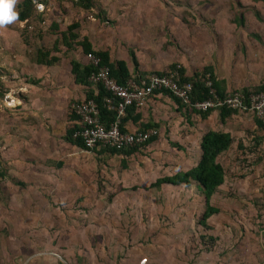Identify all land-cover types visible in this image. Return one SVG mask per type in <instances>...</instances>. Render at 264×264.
Wrapping results in <instances>:
<instances>
[{"label":"rangeland","instance_id":"1","mask_svg":"<svg viewBox=\"0 0 264 264\" xmlns=\"http://www.w3.org/2000/svg\"><path fill=\"white\" fill-rule=\"evenodd\" d=\"M78 6L58 21L63 28L70 21L83 26L73 30V45L88 36V17L97 26L94 33L106 26L115 37L118 14L86 13ZM53 24L54 17L41 29L38 23L25 29L17 22L0 29V61L8 58L14 65L17 55L30 68L34 42L47 40L48 51L61 45V37L52 35ZM136 33L148 44L136 46ZM124 35L129 39L123 49L129 55L149 50L141 56L152 69L160 66L159 73L177 65L183 76L212 79L214 66L246 84L240 89L264 86V0H123ZM18 65L17 84L27 74ZM5 67L0 68V264H264V141L253 146L246 141L239 152L222 153L226 181L210 198L218 212L206 228L197 223L204 205L193 187L149 189L136 178L137 188L123 189L120 205V199L112 202L117 187L106 177L109 170L94 169L93 156L68 155L65 142L61 166L44 155L48 144L39 141L45 136L39 112L8 118L12 111L3 105L10 99L5 102L3 92L26 91L25 85L5 87L15 85ZM71 102L64 104L65 113ZM45 129L50 136V127ZM249 129L243 128V137ZM125 180L123 188H129L132 180Z\"/></svg>","mask_w":264,"mask_h":264},{"label":"crops","instance_id":"2","mask_svg":"<svg viewBox=\"0 0 264 264\" xmlns=\"http://www.w3.org/2000/svg\"><path fill=\"white\" fill-rule=\"evenodd\" d=\"M23 1L25 0H19V3L16 6L18 13L22 8ZM87 1L88 0H82L80 2V0H77L63 3L59 0H45V12L37 13L33 10L27 17L21 20L18 19L17 24L19 26L22 25V28L32 29L33 25L38 23V27L41 29L46 27L45 24L48 19L54 17V20L57 22V25L55 24L57 28H55L54 24L51 25L50 28L54 31L56 36L54 34L52 35L54 38H60L61 34L57 35L56 32H64L65 35L66 27L71 23H76V21L65 23V28H63L58 21L62 16L64 17L68 13L67 11L72 12V9L74 11L75 8L72 7H77L80 3L84 7V10L87 11L86 13L98 10V12L103 13V15L104 12L109 15L118 14L117 17H115L114 22L116 23L115 28L117 27L119 31L114 35L115 37L108 36L106 26L102 27L104 30L100 27L99 32L94 33V28L97 26L93 23V18L88 17L90 20L87 23L89 34H87L88 36L86 37V40L89 44L90 51H106L109 61H124L129 77L137 78L136 76L140 74L147 76L149 72H157L161 70L160 66H155L154 69H152L154 64L146 62L144 59L145 57L141 56L143 51L146 53L148 51L149 53V50L142 49L136 50V52L135 50L133 51L134 60L136 62V67H133L128 51L123 49V42L126 43L129 39L128 35L123 36V0H96L97 2H95L97 5L95 6L90 5V3L88 4ZM108 2H110V4H108ZM58 5L61 6V9L58 8ZM78 7L82 9L80 6ZM76 24L77 25L71 30V32L77 27L82 29V25L78 23ZM135 37L136 38L133 39V42L136 46L148 44V42L144 40L142 41L137 33ZM67 41L70 42L69 47H66L62 43L63 41L61 37V42L59 40L61 45H59V47L56 46L54 51H48L50 48H47L45 45L47 44V40H43L41 43L34 42L35 54L30 68L28 63L21 61V59L19 60L17 55H15L16 60H14V65L13 62L12 64L9 62L8 58H1L0 68L4 69V65L6 66L5 68H7V71L4 70L5 73L9 76H13L11 77L13 79H10L11 82L15 81L18 72H21L16 70L19 67L18 63H20L26 70L24 74L27 73L25 77L22 75L23 73H20L25 82L17 84L15 81L14 86H11L10 83H4L7 85L5 87L10 88L11 90V87L19 88L18 86L25 85V91H30L29 95H26L25 92L19 93L15 96L14 93H6L8 91V89H6L5 92H3L4 99L5 102H7V99H10V104L3 105V110L12 111L10 112L11 114L9 113L10 116H8V118L15 115V119L21 118L23 111L25 115L31 113L29 116H32V118L34 116L37 117L36 113L39 112L40 118L42 119L41 126L45 128L50 127L51 129L50 136L47 135L45 128L44 131H40L44 133L45 136H43L44 140L41 138L39 141H43L42 144H48L47 150L43 149L44 155L51 156L49 160L52 162L54 161L53 164L56 167H58L57 162L62 164L59 152L62 151L65 143L70 145V148L63 151L67 152L68 155L82 153L93 156L94 169H96L97 166L100 167L101 170L108 169L109 174L107 173L106 177L109 178V183L114 182L116 184L117 189L113 192L115 193L113 195L116 199L112 202L120 199L122 202H119V204L123 205V189H127L126 191H133L137 188L133 183H136L138 180L140 182L139 184H142L143 187L152 183L158 177L171 175L175 172H183L191 168L199 157V141L201 135L206 131L227 133L231 138L228 148L221 152L217 157V161L224 171L225 167L220 159L222 153L228 151L230 148L232 149L231 152H239L243 145H245L244 143L246 141L252 146L253 143H257V141H264V131L262 127L258 125L260 122L250 113L236 111L222 118L219 115L218 109H211L206 115L201 116L198 111L191 110L189 107L176 102L175 99L169 96L166 92H158L145 99L139 107H127L120 122V129L122 131H153L154 133L148 138V141L142 143V145H138L136 150H133L130 153H110L99 150H93L92 152L82 151L80 148L63 139L65 129L73 123L76 124V118L69 119L68 113H65L64 104H68V102L71 101L84 100L86 91L88 89L94 90V87L91 86L88 81L87 84L74 82L73 75L70 72V61H76L83 65L86 63V60L81 45H73L69 38H67ZM38 51H41L43 55H46L47 59L55 57L56 60L50 65L37 63L36 56ZM47 51L50 53L48 54ZM152 61L154 60L152 59ZM213 67H209L210 72L213 74L216 88L222 94L231 90H241L238 86L244 87L246 85L236 81L234 78H228L223 73L217 72L216 70L214 71ZM184 76L191 77L188 74L186 75V73ZM47 80H50V82ZM37 85H40V87ZM44 85L46 86L42 87ZM109 121L102 120L101 122L107 124ZM7 123L9 124L10 122ZM12 124L14 123H10L9 125ZM245 127H250L247 131L249 136L243 137L242 130ZM57 140L60 141L59 144H57ZM193 155H195L194 159L192 158ZM160 167H163L164 169L160 170ZM125 179L132 180L129 181L127 185V187L130 186L129 188H123V185L127 182ZM225 181L224 174L222 183ZM61 186H63V184H61ZM171 187L172 189L176 187L177 189H183L185 187H193L195 189L193 184L186 186L160 184L158 187H149V189L160 190L161 188L170 189ZM59 193L60 192H58V194ZM113 207V204L110 205L111 211H113Z\"/></svg>","mask_w":264,"mask_h":264},{"label":"built area","instance_id":"3","mask_svg":"<svg viewBox=\"0 0 264 264\" xmlns=\"http://www.w3.org/2000/svg\"><path fill=\"white\" fill-rule=\"evenodd\" d=\"M33 10L43 13L46 10L45 0H29ZM60 2H73L77 0H59ZM86 63L93 68L87 76V81L93 87L99 84L107 93L101 98V104L111 112V120L104 124L98 114V107L92 98L73 101L69 111L75 115L76 124L79 125L72 133L78 137L84 152H92L101 148H120L145 142L154 132L133 131L120 129L121 118L127 107H139L142 102L158 92H166L177 99L181 104L195 111H206L226 107L243 113H250L264 127V86L260 90H248L245 94L241 90H231L221 95L217 94L212 80L208 75L202 79L207 97L202 100L191 101L192 85L190 81H181L177 65L162 73H148L147 76L129 77L123 84H119L109 75V69L101 64L100 58L93 52L84 53Z\"/></svg>","mask_w":264,"mask_h":264},{"label":"trees","instance_id":"4","mask_svg":"<svg viewBox=\"0 0 264 264\" xmlns=\"http://www.w3.org/2000/svg\"><path fill=\"white\" fill-rule=\"evenodd\" d=\"M82 0H80L81 2ZM86 1V0H83ZM33 11V7L30 4L29 0H25L22 3V8L19 12V19H23L29 15V13ZM239 22L241 23V19L239 18ZM76 23H71L66 27L65 31H69L68 34L64 35V32H62V43L66 46H70V42L67 41V38L69 40L76 39V34L72 33L71 30L76 26ZM81 45V48L84 53L90 51L89 44L85 38H83L82 42L79 43ZM96 56L100 58L101 64H104L109 69V75L113 77L119 84H123L125 80L129 77L127 68L125 66L124 61L122 60H115V61H109L108 54L106 51H92ZM131 56V60L133 63V67H136V62L134 60L133 55ZM46 55H43L41 51L37 53L36 56V62L49 65L53 63L56 58L50 57L49 59H45ZM93 68L91 65L85 63L83 65L79 64L76 61H70V72L73 75V80L76 83L80 84H87V76L90 71H92ZM166 72V71H164ZM164 72H157L158 74H162ZM183 69L179 68V74L181 76V81H190L192 85L191 90V101L194 100H202L207 97L206 89L203 87L201 82V75L195 73L193 76L187 78L183 76ZM137 78L143 77V75H137ZM135 79V78H134ZM136 80V79H135ZM213 86L215 87L217 94L221 95L222 93L218 91V89L215 86V82L213 78L211 79ZM263 87L254 89V90H260ZM243 93H247L248 89H241ZM107 93L104 91V89L99 85H95L94 90L88 89L85 93V99L92 98L98 107V114L100 120H110L111 112L107 111L104 106L101 104V98L105 96ZM168 94V93H167ZM169 95V94H168ZM170 96V95H169ZM173 98V97H172ZM84 99V100H85ZM175 99V98H173ZM176 102H179L177 99H175ZM180 103V102H179ZM185 106V105H184ZM132 107V106H130ZM192 110V109H191ZM211 109H208L203 112H199L201 116L206 115ZM220 117H224L229 115L230 113L236 112L234 109L226 108V107H220L218 108ZM69 119L73 118L75 119V115L72 112H68ZM264 131V127L259 123ZM79 127L78 124L73 123L72 125H69L64 132L63 139L67 141L68 143L75 145L76 147L82 149L83 144L81 140L78 137H72V133L75 129ZM148 141V139H147ZM146 142V141H145ZM144 142V143H145ZM231 142V138L227 133L217 132V131H206L201 135L200 141H199V149L200 154L196 161V163L189 168L186 171L181 172H175L171 175H165L156 178L152 183L149 184V187H158L160 184H170L172 186H186L189 184H193L196 191L202 195L203 199V205L204 208L202 209V212L199 215V218L197 220V223L203 227H207V219L212 215L218 212L217 208L213 207L210 204V198L213 195L216 188L223 182L224 173L222 166L217 161V157L221 152L226 150ZM142 145V144H140ZM138 145L133 144L132 146L127 147H120V148H101L98 149L99 151H107L110 153L115 152H123V153H130L133 150H136V147ZM60 162H57V165L60 166Z\"/></svg>","mask_w":264,"mask_h":264},{"label":"clouds","instance_id":"5","mask_svg":"<svg viewBox=\"0 0 264 264\" xmlns=\"http://www.w3.org/2000/svg\"><path fill=\"white\" fill-rule=\"evenodd\" d=\"M18 3L19 0H0V29L18 21L19 13L16 10Z\"/></svg>","mask_w":264,"mask_h":264}]
</instances>
